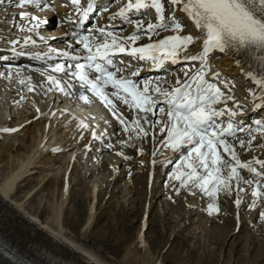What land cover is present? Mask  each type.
<instances>
[{
    "label": "snow or ice",
    "instance_id": "1",
    "mask_svg": "<svg viewBox=\"0 0 264 264\" xmlns=\"http://www.w3.org/2000/svg\"><path fill=\"white\" fill-rule=\"evenodd\" d=\"M64 2L70 3L74 11L79 13L77 26L83 25V22L89 19V14L97 11L96 0H86V7L81 6V0ZM166 4L172 9L170 15L165 12ZM27 6H35L37 11H55L51 0H15L14 7L25 9ZM149 9H154L157 22H148L145 25L142 13ZM99 11L108 12V5ZM177 11L194 22L203 36L179 34L182 24L177 21ZM17 15L20 21H27L17 24L15 19L13 20L12 27L20 32L35 33L42 25L48 23L46 18L27 10L19 11ZM132 16L141 19L133 20ZM116 18L134 24L136 31L125 36L123 29L118 32L114 26L109 28L104 24L94 26L88 35H80L76 31L70 34L66 32L65 35L71 37V42L67 45L71 52L55 48H48L47 51L29 50V46L37 44V39L31 34L7 39L6 44L9 45L8 51L13 56H31L34 60L44 62L51 72L61 74L47 75L45 83L49 90L54 87L69 96H77L78 93L77 98L81 101H87L89 95L98 98L112 117L123 125V132L127 134L128 141H120L122 146L134 139L133 133L147 138L151 129V139L156 145L151 154L153 157L159 152L168 164H173V160L165 156L161 149L179 155L178 161H175V171L168 173L173 181L170 184L173 194L179 195L181 188L199 190L212 199V202L207 204L209 215L220 212L215 202L220 193L231 195L234 192V204L237 207L242 202L240 193L251 195L253 199L250 206L253 208L257 202L264 204V184L261 183L264 180V159L252 158L242 163L237 157L234 145L229 142V138H235L237 132L249 133V145L257 136L252 135V127L245 128L233 122L238 102H235L234 96L226 95L204 75L208 58L216 50L232 54L234 49L239 51L240 48H247L264 53V0H150V3L147 0H127L124 6L107 19ZM170 28L174 34L156 39L161 32ZM93 33L97 35L93 36ZM97 37L102 42H96ZM143 37H147L149 42L135 46ZM44 39L40 37V40ZM90 40L93 43L90 44ZM200 41L202 45L199 55H179L189 45ZM76 44L83 45L86 54L76 52ZM118 54L130 56L135 61L150 62L156 69H164L166 62L178 64L182 59L189 62L199 61L200 64L195 67L193 63L191 70L185 64L184 79H177L176 85L169 89L164 87V82L158 78L137 80L139 69L127 71L131 64L124 61H120L122 67L119 66L115 60ZM9 59V56L0 55V61L7 62ZM54 60L59 62L48 63ZM13 67H16L17 73L22 74L21 66L6 64V72H0V78L5 75L10 77ZM219 75L218 72L215 73L212 79L215 80ZM246 75L253 82V87L249 89L252 98L258 101L254 107L264 108V79L258 78L251 70L246 71ZM20 83L24 84V79H21ZM77 84L79 88L76 92L70 91L76 88ZM35 90V86L27 89L30 93ZM117 101L134 113L130 125L117 108ZM228 101H234L232 107L228 106ZM221 104L222 107H217ZM155 109L166 119H151L150 116L156 115ZM104 122L107 125L108 121ZM81 125L84 128L89 127L84 121H81ZM157 128L159 134H163L158 143ZM255 128L258 135H264L261 122H256ZM16 130L2 129L3 132ZM91 135L94 140L103 139L107 135V128L101 132L93 129ZM239 143L244 147L246 142L241 139ZM220 149L230 159H225ZM51 150L56 152L60 149ZM151 163L156 164L157 160L152 159ZM241 184L245 187H240ZM259 215L264 217V210H261Z\"/></svg>",
    "mask_w": 264,
    "mask_h": 264
},
{
    "label": "bare ground",
    "instance_id": "2",
    "mask_svg": "<svg viewBox=\"0 0 264 264\" xmlns=\"http://www.w3.org/2000/svg\"><path fill=\"white\" fill-rule=\"evenodd\" d=\"M14 3L15 0H0V48L5 47L8 49L9 45L6 44L7 39L20 38L24 35L31 34L34 36V38L37 39L38 45L29 46V50L47 51L48 48H55L54 46L56 42H62L61 50H65V49L67 50L66 47L68 45V40L52 39L51 35L49 34L51 31L50 26H48L46 29H44V27L41 26L39 29H37L35 33H28L27 31L20 32L17 28L12 27L14 19L17 24L27 23V21L19 20V17L17 15L18 11L17 8L14 7ZM104 17L105 16H103V18L100 19V22L105 21ZM176 18L178 21L182 19L192 24V30L189 31L188 33L190 34L200 33V30L195 27L194 22L187 19L185 14L179 13L177 11ZM40 37H44L45 39L40 40ZM199 53H200L199 43H197L194 45V47L191 49L189 54H187L186 56L192 54L199 55ZM1 54L9 56L10 59L7 62L4 61H2L3 63L0 62V72L2 71L3 67L5 68L6 64L21 66L23 68V72L22 74H19L16 71V67H13L11 76L10 77L8 75L4 76L5 79L9 77L12 80V82L18 85V87L14 91L13 84H10L8 86V90L12 93V97L8 102H6L7 104L10 105L8 106L9 111L7 116L4 117V120L0 118L1 119L0 140H7V142L5 143L3 142L0 143V154L4 153L7 155V159L5 160V162H3V164L0 161V169H2L0 175V231L3 234L10 237L17 244V246H19L27 255L31 256L34 260L40 262L41 264H110L98 259L92 251H89V249H87L86 247L77 243L74 240V236L70 235L69 231L65 227V220L63 218V214H64V205L66 203L65 201L67 197L66 193L69 184L70 183L75 184L78 183V181L79 182L82 181V179H79L77 177L76 171L74 170L76 164L75 160L78 157V155L84 154L85 151L88 150L93 152V156L96 159L97 157L96 155H94V153H98L97 155L99 156L100 153L106 154L108 152H112V149L115 148V146L111 147V144L116 138L120 137V134L119 136L117 135V137L114 138V136H112V134L109 133V130H107V135L103 139L94 140L92 138L90 129L83 127L77 129V128H72L70 125H66V124L62 125L63 123V119L61 115L62 111L59 110V108L60 105L63 104L62 99H64L63 96L64 93L59 92L54 87L48 90L49 86L45 83L42 84V82L45 81H40L38 83H35L33 76H31L32 78L28 80L29 73H33L39 77L41 76V78L44 77L45 80H47L48 74L59 76L57 75L58 73L51 72V69H49L44 62L34 60L31 56H23V57L13 56L10 51L8 52L0 51V55ZM217 54L218 56H216ZM263 54L264 53H259L252 49L240 48L239 51H236L234 49L232 54H229V52L221 53L218 50H216L214 54L208 58L209 60L208 65L210 67V70H215V72H212L210 74V80L212 82L218 81V84L223 86V88L241 87V91H239L237 98H235V102H238V108L236 110V115L232 119L236 125H243L245 128L249 126V123H250V127H252L253 129L255 128L256 123L253 124L250 121L246 124V126L244 125V121L246 119L248 120L249 118L253 122H258L259 120L264 123V112L260 115L259 110L261 108L254 107V104L258 101L253 100L252 93L249 91V89L253 87V82L246 75V71L251 70L254 74L258 75V78L264 79ZM55 62H59V60L48 61V63H55ZM191 63L193 62H189L182 59L179 65L187 64L188 67H191L190 66ZM32 65H34L36 68H34ZM172 71L174 72V77L176 76V79L179 76L184 77V74H179V70H172ZM217 72L220 75L218 79L213 80L212 79L213 75ZM163 78H166L163 85H169L172 82L171 81L172 76L171 77L164 76ZM21 79H24V84L20 83ZM221 81H223L224 83H221ZM218 84L216 85L218 86ZM32 86L37 87L36 91L41 87H43L42 89L46 87L47 95L51 96L52 94H54L56 96V100L55 97L53 98V100H51L52 103L49 109L47 108L46 105L45 106L41 105L42 103L38 104V102H33L44 97L39 96L38 93L28 92L27 89ZM2 87L0 92H2L5 88V86L4 88ZM21 90L23 91L22 93ZM28 99L30 102L32 101L31 103H29L30 106H28ZM25 103H27V105ZM227 103L229 107H232L234 101H228ZM21 104L22 105L25 104V105H23V107L22 106L19 107ZM222 106L223 105L221 104L218 105L217 107H222ZM243 107H248L249 110V113L246 117H244L245 113H241L242 112L241 108ZM13 108L14 110H18L21 108L22 111L20 113L22 114L21 116L22 119L15 124L13 123L12 125V120L14 119V115H12L11 109ZM122 109L123 108H121V110ZM76 110L82 111V107L78 106ZM133 115L134 114H130V115L127 114L126 116L131 121ZM37 117L39 118L37 119ZM163 117L164 119H166L165 116ZM150 118L152 119V116H150ZM105 120L108 121L107 125H105L104 122ZM128 122L129 120L127 119V123ZM128 124L130 125L131 123ZM97 125H99V129H97V132L104 131L105 127L106 128L109 127L110 129H112L114 126L115 129L118 127L123 128V125L119 124L118 121L112 117V115L107 116V118L104 119L101 118L100 121L97 122ZM4 128L17 129V130L14 132H3L2 129ZM254 131L255 132H253L252 134L254 133L257 134L256 129ZM156 132L158 134L156 143H158L159 138L163 134H159L158 128L156 129ZM151 133L152 130L149 129V136H148L149 143L147 144L148 146L146 145V147L144 143H142L143 147L139 146L137 140H140L141 137L137 136L135 133H133L134 139H132L136 141V143H133L134 147L136 148V152H138L137 151L138 149L142 150L144 148L143 150L147 149V153L149 155V157L147 156L148 158L145 159V164L147 165L148 168L147 170L148 177L149 180L151 181L149 182L148 193H147V197H150V200L147 204L148 207L146 208L147 213L150 210H152L153 207L151 201H153L154 196H156L154 194L155 185H157V182H159V178L163 176L165 172L168 173L172 165V164H168L167 160H165L163 156L160 155V153H157V156L153 157V159H157V163L156 164L151 163L152 159L150 160V155L152 154V152L155 150L156 147L155 143L151 139L150 136ZM18 136L21 137L19 140L17 139ZM258 136L261 138V142H262L261 145H259L260 150H264V135H258ZM121 138L122 137H120V139ZM127 139L128 138H126L123 141H126ZM247 139H250V137H248ZM143 140L146 141L145 138ZM240 140H241L240 137H238L237 141L232 142L229 140V142L234 145V148L236 150V147L238 148L240 147V143H239ZM116 145H118V147L115 148L116 152L114 153L117 156H121V158H124L122 156L126 153H124L122 149H120L119 145H121V143L118 141ZM53 148H59L60 150L53 152L51 150ZM161 151L164 153L165 156L173 160L174 166L172 172L175 171V167H176L175 161H178L179 155L173 154L169 150L161 149ZM13 152H16L17 154L15 153L12 154ZM220 152L225 159H230V157H228L227 154L223 153L222 149H220ZM138 153H144V151H139ZM58 155L63 156L62 157L63 159L58 160L57 159ZM237 157L242 163L248 162L250 159H252V158H248L247 156L245 159L244 158L242 159L238 156V154ZM118 161L119 160L116 159L114 161L116 165L114 164V167H112L114 174H117L118 172L116 167ZM111 163L112 161L106 159L103 160L102 166L109 167L108 164L113 166V164ZM54 165H56L57 168H55V171L50 174L51 168ZM37 169H39L42 172L44 171H48V172L42 173L39 176L37 180V185L33 189H31V191L28 192L26 196L30 195L29 197H32L40 187L45 186L46 184L48 185V183H49L48 188H52L51 190H49L48 194H51L53 196H55V194H59L58 199H56L54 204L51 203L52 207L49 206L51 207L50 215L44 219H41L39 214L31 213L32 211L26 208L25 202L19 200L18 198H14L15 194L18 192L17 191L18 183L24 186V184L27 181L31 182L32 179H27V178L29 177L30 174H34L37 171H39ZM128 170H130V168L127 169V171ZM241 172L242 174H244L243 170H241ZM164 178H167L170 187V184L173 183V181L170 179L169 175L165 176ZM175 183L179 184V182H175ZM161 186L162 185H159L158 187ZM60 187L61 188L63 187L59 191L61 193L57 191L58 188ZM240 187H245V185L241 184ZM161 195H163V193ZM240 196L242 197V202L239 207L235 206V204L232 203V211L234 213V217L236 220L235 221L236 227L235 226L233 227H235L234 230L238 232H240L242 228H247V226L250 223H252V219L255 218L258 210H264V204H260V203L258 204L257 202L255 208L250 206V216L248 218H243L240 215V213L245 207H247V204L251 203L253 198L251 197L250 194L247 193H240ZM90 197L92 201L89 207V212H88L89 216L86 224L88 225V227L92 223L93 213H95L94 212L95 205H93L94 204L93 201L98 200V190H96V185L94 184ZM233 199L234 200L236 199V195L234 196ZM216 200L217 201L220 200L223 203H227L228 195L224 193H220L216 197ZM160 203L162 207L163 201L160 200L159 204ZM196 206H200L199 203H197ZM159 211H160V207H159ZM189 212L186 211L184 213V217L188 215V217L185 218L186 223H190L189 219L191 214ZM262 222L264 223V221ZM142 226L144 227V225ZM228 233L229 231L223 234L226 236ZM141 236L137 237L136 241L135 240L134 242L132 241L133 243L129 244L125 248L124 253L120 258V261H117V264L118 262L119 263L121 262L122 264H134L136 263L134 261H137V259L140 257L141 259H139V261L141 260V262H142V258H144L145 261L148 258V261L145 264H161V262L153 263L155 261V256L154 254L150 253L149 244L146 243V241L143 240ZM246 237L249 244L250 237L249 236ZM206 264H210L208 259Z\"/></svg>",
    "mask_w": 264,
    "mask_h": 264
},
{
    "label": "rangeland",
    "instance_id": "3",
    "mask_svg": "<svg viewBox=\"0 0 264 264\" xmlns=\"http://www.w3.org/2000/svg\"><path fill=\"white\" fill-rule=\"evenodd\" d=\"M165 11L166 14L170 15L172 9L166 5ZM183 27L187 31L192 29L191 24L187 21H185ZM33 77L35 83L43 80L41 76L33 75ZM10 84H13L15 91L18 85L12 82L9 77L6 78L3 84H0V91L1 87L5 86V88L4 86L2 87L4 90L0 92V118L2 120H4L9 111L8 106L10 105L6 102L12 97V93L8 90ZM239 91H241V87L228 88L224 92L226 95L231 94L234 98H237ZM34 93H38L39 96H43L44 98L33 102L42 103L41 105H46L49 109L51 101L48 99V95L46 96V89H38ZM31 102L28 99V106H30L29 103ZM25 104L27 105V103ZM23 105L21 104L19 107H23ZM263 110L264 108L259 110L260 115L264 112ZM21 111V108L18 110L11 109V113L14 115L12 125L22 119ZM157 117H159V113L154 116V119H157ZM108 130L114 138L117 135L119 136V134L122 137L121 139L120 137L116 138L111 147H118L116 145L118 141L120 142L128 138L127 134H124L123 130L119 128ZM256 136L254 144L250 145L247 143V138L250 137L247 132L243 135L238 134L230 140L235 142L238 137H241L240 139L243 140L246 138L244 147L240 146L236 148V152L240 158L245 159L247 156L248 158L264 159V150H260L259 147L262 143L261 138L258 135ZM140 137L142 140H137L139 146L143 147L142 143H144L146 147L149 143L148 137L145 138L146 141L143 140L144 137ZM20 138V136L17 137L18 140ZM134 141L132 140L123 146L119 145L120 149L126 153L122 157H128V159L117 156L114 153L116 152L115 148L112 149V152L106 154L100 153L99 156L97 155L98 153H94L97 157L96 159L93 156V152L88 150L76 158L74 170L77 177L82 179V181L69 184L63 218L65 220V227L70 235L74 236V240L77 243L92 251L98 259L110 264H117L125 248L133 243L134 240L136 241L137 237L141 235V238L149 244L150 253L155 256L153 263L206 264L208 259L210 264H264V223L262 222L264 221V217L259 215L261 210H258V214L256 213L255 218L252 219V223L247 228H242L240 232L234 230L236 220L232 211V203H234L233 198L235 193L233 192L231 195L227 194L229 200H227V203L215 200L217 206L220 208V212L209 215L207 204L211 203L212 199L206 197L199 190L181 188L179 195L172 193L169 182L164 177L172 172L173 164L168 173L165 172L161 176L162 178H159L157 185H155L154 194L156 196L151 201L153 207L147 213L146 208L150 200V197H147V193L149 182L151 181L148 177L145 159L149 155L147 149L143 150L144 148H141L144 153L136 152V148L133 145L136 141ZM1 142L5 143L7 140H0ZM14 153L17 154L16 152L12 154ZM151 156L150 160L153 159V156ZM62 157L58 155L57 159L62 160ZM6 159V154H0L2 164ZM106 159L112 161L111 164L113 166L109 164V167L102 166L103 160ZM116 159L119 160L116 166L118 172L114 174L112 167H114ZM141 161H143V164H141ZM52 168L50 174L55 171L57 166L54 165ZM129 168L130 170L127 171ZM1 171L2 169H0V175ZM45 172L48 171L42 172L39 170L34 174H30L27 179H32V181L28 182L26 180V185L23 183L24 186L18 183V192L14 196V198L25 202L26 208L31 210L33 214H39L41 219L50 215L51 203L54 204L59 194H55V196L48 194L49 190L52 189L48 188L49 183L40 187L32 197H29L30 195L26 196V194L37 185L39 176ZM261 183L264 184V181H261ZM93 184L96 185V190H98V200L93 201L95 213H93L92 223L88 227L86 224L92 201L90 196ZM159 185L162 186L158 187ZM62 188H58L57 191L59 192ZM162 193L163 195H161ZM160 200L163 201L162 207L161 203L159 204ZM197 203L200 206H196ZM186 211H190V223L185 222V218L188 217V215L184 217ZM240 215L243 218L250 216V204H247V207L242 210ZM228 231L229 233L225 236L223 233H227ZM246 236L250 237L249 244ZM139 259L141 257L137 261H134L136 262L134 264H145L148 261V258L146 261L142 258V262ZM118 264L122 263L118 262Z\"/></svg>",
    "mask_w": 264,
    "mask_h": 264
},
{
    "label": "water",
    "instance_id": "4",
    "mask_svg": "<svg viewBox=\"0 0 264 264\" xmlns=\"http://www.w3.org/2000/svg\"><path fill=\"white\" fill-rule=\"evenodd\" d=\"M11 252H13V250Z\"/></svg>",
    "mask_w": 264,
    "mask_h": 264
}]
</instances>
